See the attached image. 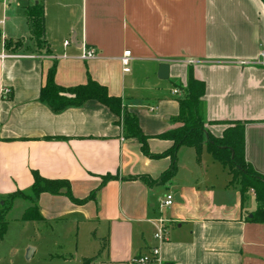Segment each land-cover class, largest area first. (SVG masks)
<instances>
[{"label":"crops","instance_id":"obj_1","mask_svg":"<svg viewBox=\"0 0 264 264\" xmlns=\"http://www.w3.org/2000/svg\"><path fill=\"white\" fill-rule=\"evenodd\" d=\"M37 1L44 9L40 45L30 37L24 12ZM0 2V204L8 194L29 190L33 170L66 179L75 198L94 191L80 204L62 193L41 192L36 202L42 218L25 222L54 219L66 233L78 236L82 229L92 238L82 248L77 241L52 255L53 246L27 242V257L39 250L37 257L51 264H133V256L156 246L158 262L147 264H264V224L247 219L255 209L252 191L243 195L227 185V170L205 148L197 158L194 148L179 147L175 173L159 182L170 158L144 155L105 105L88 99L54 112L39 100L53 65L60 86L83 83L88 74L121 97L149 136V150L159 153L171 141L155 135L175 125L176 97L183 93L176 84L185 86L191 68L205 84L204 117L212 122L206 128L220 135L225 122L243 121L245 158L264 175L262 0ZM17 38L21 45L5 48V40ZM83 47L96 56L81 59ZM125 50L128 71L120 62ZM161 62L168 63L166 79L157 77ZM186 149L194 152L183 157ZM167 193L179 199L164 206ZM158 219L164 224L160 241L153 236L152 221Z\"/></svg>","mask_w":264,"mask_h":264},{"label":"trees","instance_id":"obj_2","mask_svg":"<svg viewBox=\"0 0 264 264\" xmlns=\"http://www.w3.org/2000/svg\"><path fill=\"white\" fill-rule=\"evenodd\" d=\"M25 20L30 30V37L37 44L44 43V9L41 1L33 2L25 6ZM21 45V39H7L5 48H16ZM54 65L48 69L45 80L39 90V100L47 104L54 112L61 111L67 106H77L83 101L93 99L105 105L113 114L121 118L123 135L126 138H134L140 143L141 152L151 158L168 156L170 163L157 181L167 182L177 169L176 152L179 147L194 148L197 158L205 148L211 157L219 162L228 172L227 185L236 186L241 194L252 191L255 209L251 212L249 221L264 224V175L257 172L245 158V126L243 121L234 120L225 122L220 135L212 134L207 128L208 122L204 117L203 95L205 84L193 75L192 69H188L185 86L176 84L182 88L183 93L176 97L178 111L172 117L175 125L155 137L171 141V145L162 152L152 153L147 144L149 138L138 125L137 117L129 112L122 103L120 96L108 93L105 85L92 79L88 74L85 82L72 86H60L54 81ZM107 177L103 178V181ZM145 183L153 181L149 177L141 176ZM41 192L51 194H65L75 203H83L93 198L91 191L83 198H75L70 192V185L63 178H46L37 171H32V183L27 192L18 190L2 198L0 204V239L7 227L6 215L11 208L12 200L19 196L28 201L23 209L20 219L40 220L42 217L37 205V197Z\"/></svg>","mask_w":264,"mask_h":264},{"label":"rangeland","instance_id":"obj_3","mask_svg":"<svg viewBox=\"0 0 264 264\" xmlns=\"http://www.w3.org/2000/svg\"><path fill=\"white\" fill-rule=\"evenodd\" d=\"M1 5V2H0ZM1 9V7H0ZM0 11V21L2 19ZM1 31V25H0ZM131 66V63H130ZM191 148V147H189ZM183 157L192 149H186ZM203 153L206 149L202 150ZM192 158V155H191ZM28 201L19 196H15L12 200V208L8 211L7 227L4 235L0 239V264H51L49 261L37 257L39 250L31 257H27V250H24L25 243L38 245L41 249L52 247L51 255L56 253H64L68 247L74 248L78 241V246L82 248L83 244L90 242L92 233L82 231L80 229L78 236L67 232L62 221H22L18 215L22 213ZM74 236V238H73ZM57 243L58 246L51 244ZM73 251V250H72ZM82 260V259H81ZM81 260L71 261V264H83Z\"/></svg>","mask_w":264,"mask_h":264},{"label":"built area","instance_id":"obj_4","mask_svg":"<svg viewBox=\"0 0 264 264\" xmlns=\"http://www.w3.org/2000/svg\"><path fill=\"white\" fill-rule=\"evenodd\" d=\"M67 43L68 41L65 40L64 44H67ZM2 55L12 56L11 54H2ZM79 56L83 60L92 59L96 56V52L93 48L83 47ZM129 60H130V51L129 50L123 51L122 56L120 57V62H121L122 69L124 71L129 70ZM3 91L7 93L9 90L5 88ZM172 92L177 94L178 90L173 89ZM173 201H174V197L172 193H167L161 203L164 206H169ZM152 223L154 225L153 236L159 241L162 240L163 238L162 232H163V225H164L163 221L161 219H158V220H153ZM157 254H158V248L155 246L151 248L149 254H140V255L133 256L130 259V261L133 264H147L151 262L152 263L158 262Z\"/></svg>","mask_w":264,"mask_h":264},{"label":"water","instance_id":"obj_5","mask_svg":"<svg viewBox=\"0 0 264 264\" xmlns=\"http://www.w3.org/2000/svg\"><path fill=\"white\" fill-rule=\"evenodd\" d=\"M263 3H264V0H262ZM168 63L167 62H161L159 65H158V68H157V77L160 78V79H166L168 77ZM174 197V200H178V196L175 195L173 196ZM30 251L28 250V253L27 255H29Z\"/></svg>","mask_w":264,"mask_h":264}]
</instances>
